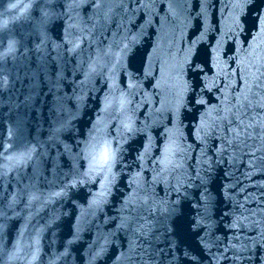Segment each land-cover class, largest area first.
Segmentation results:
<instances>
[{
  "label": "water",
  "instance_id": "95a60500",
  "mask_svg": "<svg viewBox=\"0 0 264 264\" xmlns=\"http://www.w3.org/2000/svg\"><path fill=\"white\" fill-rule=\"evenodd\" d=\"M258 8L0 0V264H264Z\"/></svg>",
  "mask_w": 264,
  "mask_h": 264
},
{
  "label": "snow or ice",
  "instance_id": "6c2138e0",
  "mask_svg": "<svg viewBox=\"0 0 264 264\" xmlns=\"http://www.w3.org/2000/svg\"><path fill=\"white\" fill-rule=\"evenodd\" d=\"M252 0H237V6L239 7L241 4L247 5L249 3H251ZM257 19L260 21L261 27L264 28V11H261L259 8L257 9ZM237 25H239V19H237L236 21ZM193 55V65L194 71H203V69L200 67V65L195 64L194 61V54ZM194 93V89L192 90ZM193 98H195L193 96ZM196 103H203V101L201 100H196ZM92 151L94 153L93 159L94 160H98L104 164H108L114 156L113 150L111 149L110 144L107 141H97L96 143H94L92 146ZM74 186V185H73ZM198 224V222H196ZM69 243H71V241H69Z\"/></svg>",
  "mask_w": 264,
  "mask_h": 264
}]
</instances>
